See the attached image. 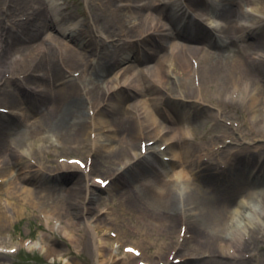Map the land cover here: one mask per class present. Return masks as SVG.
I'll return each instance as SVG.
<instances>
[{
	"label": "bare ground",
	"instance_id": "1",
	"mask_svg": "<svg viewBox=\"0 0 264 264\" xmlns=\"http://www.w3.org/2000/svg\"><path fill=\"white\" fill-rule=\"evenodd\" d=\"M28 2L37 4L38 0H5L0 8V102L10 110V114L0 113V154L5 155L0 161V187L9 185L0 189V201H13L17 212L18 208L23 211L29 206L36 207L40 201L50 202L57 208L68 204L71 209L79 208L77 214L81 217L91 215L84 222L96 263L106 264L105 254L114 262L107 248L112 236L110 228L117 227L114 238L119 242L123 233L121 225L116 217H101V209L97 212L90 207L101 198L96 194L97 185L89 181L87 173L93 163H102L105 158L121 166L107 177L110 181L107 188L120 181H142L145 189L135 196L139 194V201L159 215L156 221L172 219L171 229L176 221L179 224L175 233L172 229L165 235L163 222L155 223L160 228L159 235L162 234L157 239L159 243L156 242L162 254L155 261L144 258L142 253L146 242L152 241L150 233L133 228L142 238L125 244L127 257L119 264H194L193 261L245 264L247 259L259 256L257 252L264 251V244L259 243L264 238L260 223L264 216L254 207L244 206L245 203L237 205L246 209L242 216L231 207L237 200L254 203L260 199L262 208L258 205L264 212V193H257L264 187V158L259 154L264 150V0H89L92 8L89 26L94 25L105 33V37H100L95 31L87 32L90 42L66 33L63 22L57 19L58 6L38 3L23 11ZM16 8L20 10L18 15ZM208 13L218 24L211 26L206 19L209 26L202 27V18ZM243 20L248 22L245 29ZM74 22L75 19L69 18V27ZM196 29L199 33L194 35ZM45 30H53L68 41L54 35L40 38ZM102 38L112 41L106 44ZM121 38L123 43H118ZM153 38L159 39L157 45L160 50L164 49L163 54L150 67L135 70L146 66L154 56ZM28 41L32 43L26 45ZM97 41L101 45L98 49L92 48ZM15 50L19 51V57L9 62V54ZM80 58H83L82 64ZM129 59L135 64H127ZM61 62L66 70L59 68ZM118 65L122 66L114 73ZM78 72L88 84L82 91L76 81ZM112 73L113 84L106 80ZM5 74L9 75L5 77ZM173 75L184 95L182 98L189 97L190 102L172 100L162 93V88L169 90L167 79ZM15 100L20 106L18 113L13 112L16 108H11ZM232 106L244 109L238 130L248 135L250 144L229 134L225 137L231 136V139L221 142L217 149H209L219 142L216 137L217 141H213L204 136L206 146L203 147L188 142L180 120L191 118L195 125L205 123L212 115V107L223 110ZM252 124L259 128L254 130ZM85 133L89 136L88 142L82 140ZM36 137L40 138L34 143L38 145L51 137L71 149H79L71 144L84 145L86 162L81 165L78 159L52 160L51 166L42 165V171H38L24 162L21 153L26 147L34 156L41 152L43 143L40 147L29 143ZM113 140L118 146H111ZM149 141H153L152 145H147V153L142 154L140 150ZM159 142L165 146L160 152L156 147ZM232 144L238 149L232 148ZM137 145L139 152H136ZM44 147L57 148L49 144ZM75 165L84 170L77 166V173L73 170ZM160 167L172 169L170 179H159ZM5 170H13L14 178L9 183L6 178L2 184ZM48 170L47 176L54 181L69 178L72 185L66 188L56 182L50 184L46 179L38 186L28 187L29 183L36 184L39 175ZM151 179H156V186H149L147 182ZM15 185L24 193L23 200L13 196ZM179 192L183 194V207L191 204L206 223L218 227L207 235V240L215 242L216 247H211L210 242L182 253L191 233L189 217L186 210L171 209L169 204ZM3 208L0 204V223L8 220ZM224 220L229 230L227 236L219 232ZM232 220L236 225L228 224ZM55 225L58 231L71 236L69 226L76 224L68 217L67 225L58 222ZM99 230L110 233L109 237H100ZM164 238L169 241L165 242ZM47 242L42 238L37 245L47 257L60 258L61 252ZM134 250L137 255L132 253ZM247 251L256 254L244 257L242 253ZM63 260L64 264H70L67 259Z\"/></svg>",
	"mask_w": 264,
	"mask_h": 264
},
{
	"label": "rangeland",
	"instance_id": "2",
	"mask_svg": "<svg viewBox=\"0 0 264 264\" xmlns=\"http://www.w3.org/2000/svg\"><path fill=\"white\" fill-rule=\"evenodd\" d=\"M5 0H0V8L3 6ZM33 1V0H29ZM89 0H38L37 4L34 2H28L25 6V8H22L23 11L27 10L29 7L33 6H38V3H42L43 5H49V6H58L60 9V14L57 15V19L59 18L60 22H63L64 27L66 29V33L70 32V34L77 36L81 41L85 42H90L91 38L86 37L88 34L87 32L95 31L98 36L100 37H105V33H103L102 30H100L98 27L92 25L89 26L90 24V16L92 14V8L88 3ZM17 15L20 14V10L17 9ZM30 12V11H28ZM13 18V16H11ZM88 17V19H87ZM68 19V21H65ZM70 19H75V22L73 23L72 27H69ZM209 23H212L214 18H212L211 15L207 14L206 18ZM68 23V24H67ZM244 23V27H246L247 22L242 21V24ZM214 24V23H213ZM212 24V25H213ZM60 29V27H59ZM245 29V28H244ZM61 30V29H60ZM197 30V29H196ZM49 35H54L60 37L63 41H66L64 37L61 35L59 36V33L51 30H45L43 31L39 37L40 38H45ZM91 35V34H90ZM103 40V38H102ZM68 41V40H67ZM106 41V44L111 42L112 40H103ZM116 41V40H115ZM124 38H121V41L118 43H123ZM98 42V41H97ZM159 39L158 38H153V43H155V54L152 56V59L149 60L148 63H146V66H139L135 70H139L140 68L144 67H150L155 59L159 57L160 55L163 54V50H160L158 45H159ZM30 41L26 43V45H29ZM105 43V42H104ZM96 43L92 44V48L98 49L99 45L101 43ZM158 44V45H157ZM168 46V44H166ZM140 45L137 46V48L140 49ZM21 49V48H20ZM19 49V50H20ZM80 50V49H79ZM12 51L11 54H9V62L11 60H15L16 57H19V51L16 52ZM82 51V49H81ZM257 51V50H256ZM83 52V51H82ZM87 52V51H86ZM18 54V55H16ZM16 55V56H15ZM90 53H86V56H89ZM86 58V57H85ZM81 59V64L82 59ZM6 60V62H8ZM154 60V61H153ZM124 63V62H123ZM8 64V63H7ZM127 64L129 65H134L135 63L133 60L129 59ZM145 64V63H144ZM120 65H118L114 71V73L117 71ZM122 66V65H121ZM120 66V67H121ZM62 70H66L67 68L65 67V64L61 62L60 67ZM263 68V67H262ZM5 69V68H4ZM8 69V66H6V71ZM108 75L106 77V80L109 81V83L113 84L114 81L112 80L113 74ZM79 72L76 74L77 78V83L80 84V90L88 87L87 81L83 78H80ZM9 74H5V77H7ZM19 77H22L21 74H19ZM176 76L173 75L168 77V86L169 90L163 89L162 88V93L166 94V96H169L174 99H181L184 101L190 102L189 97L187 98H182L183 93L180 91V86L177 83ZM195 82V81H194ZM199 83V81H196V84ZM194 85V83H193ZM42 89H45L44 87H41ZM36 90H39V88H36ZM140 100H143L141 97H139ZM14 104L12 108L16 107L17 109H20L19 102L17 100L14 101ZM6 106L2 102H0V108ZM212 115L209 117L205 123H193L191 118H187L184 121L180 120V127L182 126L185 128L187 132V136L189 138L188 142L195 147H203L206 146L204 145L203 142V137L208 136L209 139L213 141H217L216 138L219 139V142H215V145L209 146V149H217L221 144V142L227 141L231 139V136H234V138H239L243 143H249L250 140L248 135L245 136L241 134V132L238 130L239 122H240V117L242 116L244 112V109L239 107V106H232V107H227L226 109L220 110L217 107H212L211 109ZM247 114V113H246ZM248 115V114H247ZM167 116V115H166ZM215 116V120H212V118ZM247 120H250V116L248 115ZM217 121V124H215ZM264 125V124H263ZM251 127L256 130L259 127L257 125H251ZM258 127V128H257ZM264 130V129H263ZM227 134L231 135L230 137H225ZM221 135H224L225 138L221 139L219 138ZM40 138L36 137L31 140L30 138V144H34L36 140H39ZM83 142L86 141L88 142L89 136L87 133H85V136L82 137ZM222 140V141H221ZM33 141V143H32ZM153 142V141H149ZM43 142L34 144L35 146L38 145V147L41 146ZM118 142L116 140H113L111 142V146L114 144L118 146ZM163 142H159L157 144V148L162 146ZM252 143V141H251ZM46 144L49 145H54L57 146L56 149L50 148V147H44ZM145 144H149L148 142H145ZM258 144V143H256ZM252 145V150L255 151L256 149ZM33 145V146H34ZM73 148H79V149H71L69 148L68 144H66V147H63L59 141H57L56 138L51 137L50 139L47 140V142H44L43 145L40 147L41 152L37 153L35 156L32 155V152L26 148L21 150L22 157L24 158V162L27 165H32L40 170L42 165H47L51 166L52 160L54 162L60 161V160H74L77 159L80 160L81 162L85 163L86 162V157L87 154L85 153L84 150V145L81 144H71ZM114 145V146H115ZM139 145H137L136 152H139ZM232 148L235 150L238 149V147L234 144L231 145ZM37 147V146H36ZM237 147V148H236ZM203 153V152H202ZM30 154V155H29ZM262 155V158H264V150H261L260 153ZM32 155V156H31ZM126 156V154H125ZM5 155L0 154V161L4 159ZM71 157V158H69ZM103 161H98L96 163H93V167L91 171H88L87 173L90 175L89 181L93 182L97 185L98 196H100L101 201H93L92 204L90 205L91 208L96 210L97 212L101 209L100 212H102V216H109V217H116L121 225L120 229L122 233V236L120 239H118L119 242H116L115 236L117 235V230L115 226H111V235L110 233L105 232L104 230H99L98 235L100 237H109L111 238L110 243L108 244V249L109 252H112V256L114 257V262L108 258V255L105 254V258L107 260L106 264H119L120 262L126 260L127 253L125 247V244H130L131 240H139L142 238L139 236L138 232L143 231H148L150 233L149 238L154 241L151 242H146V247L142 250V253L144 255V258H149L151 260H158L161 256V252L159 251L158 244L159 241L157 239L161 238L162 234L159 235V230L160 228L156 226V224H159L163 222V226L167 231L164 233L169 234L170 231L173 229V233H175L178 230V221H176L173 224V228L171 229V222L172 219H166L162 220L158 223L156 221L158 214L155 215L154 212L148 208L145 207L142 200L139 201V194L135 193H140L144 191L145 186H143L144 182L141 181L139 182H134V180L130 183L120 181L119 183L116 184V186L113 185L111 188H102L100 181H104L107 179V177L110 175L113 169H120L121 166L120 164H111L105 158H102ZM94 161V160H93ZM126 160H124L125 162ZM123 162V163H124ZM56 165V163L54 164ZM124 165V164H123ZM77 166L75 165V170L77 173H79V170L77 169ZM81 169V167H79ZM43 169V167H42ZM84 170V169H81ZM1 172V170H0ZM50 170L46 171V174L42 173L39 175L37 183H29L28 187L33 188L35 186H38L39 183L41 184L42 182H45L46 179L49 180L50 184H53V182H56L59 184V186H63L66 188H69L72 184L69 183L70 180L69 178L66 180H60V181H54L55 179H51L47 175H49ZM4 178H1L2 184H4L5 179L7 178V183L13 181L14 178V171L11 170H5L3 171ZM83 175V173H81ZM172 175V169L170 167H160V177L159 179L161 180H168L170 179V176ZM48 177V178H45ZM95 177V178H94ZM98 180L99 182H95ZM156 179H151L149 182V186H156ZM5 183V184H7ZM16 186V185H15ZM58 186V187H59ZM9 187L3 186L0 187V189H5ZM18 185L16 186L15 190L13 191L14 194L13 196L18 199H22L24 197V193L20 190H18ZM12 190V189H10ZM17 191V193H16ZM12 192V193H13ZM64 194V192H62ZM258 194L264 193V187L262 190H259L257 192ZM257 194V195H258ZM181 192L177 193L172 196L169 204H171V209H176L180 210L182 208L183 210H186V215L189 217L188 223H190L189 231L191 232L190 234L187 235V240L185 241V245L183 247L182 253H185L187 251H191L192 247L197 248V247H203L205 245H208V243L211 242V247L214 246L216 243L212 241L207 240V235H210V233H213L218 227H215L213 224L206 223L202 217H199L201 213L194 209L193 206L190 204L188 206L183 207V201H182V196ZM245 203L244 206L248 205L251 206L252 208L256 209L258 213L261 216H264V212L261 209L262 208V202L260 199H256V202L250 203L247 201V199H243L241 201L237 200L234 205L231 207V210L235 213L236 210L237 212L240 211V216L243 215V213L246 212L245 208H238L237 205ZM0 204L4 206V210L6 211V215L8 217L7 222L0 223V264H64L63 259H67L70 264H97L95 261V253L92 249L91 245V237L89 235V230L87 229L84 219L87 217L89 218L91 215H87L85 217H81L80 214H77L78 209H71L72 206H69V204L65 207L57 208L53 206L50 202H39L36 207L29 206L23 211H19L20 208H18V212L16 211L17 208H15L13 201H5L4 199L0 201ZM261 208H260V206ZM248 211V210H247ZM17 212V213H16ZM182 213V212H181ZM180 213V215H181ZM177 216V214H176ZM68 217L72 219V222H74L76 225L69 226L70 231L72 232L71 236L64 235L62 231H58V228L56 227L55 223L58 222V224L62 225H67ZM238 217V216H237ZM264 218V217H263ZM226 220V219H225ZM223 221L222 224L219 227V232L222 233V235L227 236L229 235V230H226V226L224 223L226 221ZM241 223L242 220L239 219ZM156 223V224H155ZM261 225L264 227V221L260 222ZM229 225L233 226V224L236 225L235 220H232V222H228ZM4 225V227H2ZM155 225V226H154ZM241 225V224H240ZM55 228V229H53ZM133 228H137L138 232L136 233ZM168 228V229H167ZM55 230V231H52ZM262 235H264V228L262 230ZM47 239V243L50 244L53 248L56 250H59L62 254L60 258H51L47 257L44 254V251L39 248L37 245L38 242H41V240ZM165 242H168L169 239L164 238L163 239ZM259 243L264 244V238H262ZM216 247V246H214ZM164 251H167L166 249H163ZM133 253V252H132ZM259 256L253 257L251 259H247L249 261H246L245 264H264V251H258L257 252ZM252 254H256L254 251H247L243 252L242 255L244 257H249ZM198 255V254H196ZM208 255V254H207ZM206 255V256H207ZM199 256V255H198ZM198 258H201L200 256ZM230 261V260H228ZM194 264H197V261ZM238 262H233V264H237Z\"/></svg>",
	"mask_w": 264,
	"mask_h": 264
}]
</instances>
